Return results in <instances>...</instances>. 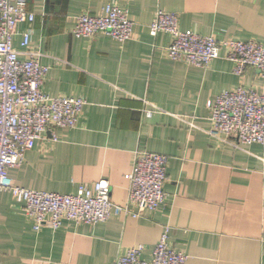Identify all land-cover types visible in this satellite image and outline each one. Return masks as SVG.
Here are the masks:
<instances>
[{"label":"crops","instance_id":"0c3cea01","mask_svg":"<svg viewBox=\"0 0 264 264\" xmlns=\"http://www.w3.org/2000/svg\"><path fill=\"white\" fill-rule=\"evenodd\" d=\"M35 14L19 23L12 45L30 29L31 45L48 65L44 89L82 97L73 128L35 140L23 161L8 170L16 185L74 193L106 179L110 200L125 205L127 174L138 149L168 156L165 202L139 216L121 213L94 224L63 220L35 230L9 191L0 193V264H110L142 244L150 260L165 226L185 264H264V145L242 148L206 133L215 96L237 85L264 83L253 68L232 73L221 55L207 67L163 55L170 36L149 33L158 9L178 14L184 32L232 37L264 45V0H25ZM116 2L133 21V36L117 41L97 33L74 37L80 13L97 14ZM150 110V114L146 111Z\"/></svg>","mask_w":264,"mask_h":264},{"label":"built area","instance_id":"2783aa9c","mask_svg":"<svg viewBox=\"0 0 264 264\" xmlns=\"http://www.w3.org/2000/svg\"><path fill=\"white\" fill-rule=\"evenodd\" d=\"M34 18L25 0H0V193H11L35 230L43 224L56 229L63 220L94 224L121 213L139 216L144 209L156 210L167 196L168 156L144 149L134 153L125 205L110 200L111 186L103 178L79 185L74 193H57L16 185L9 176L8 170L23 161L25 151L45 132L49 131L54 141L56 129L73 128L86 103L82 97L52 95L44 89L49 67L41 62L42 53L32 47L29 28L20 33L21 49L13 47L17 25L32 23ZM74 19V37L102 33L122 42L133 36L134 23L127 9L116 2L105 4L97 14L83 12ZM148 29L151 35L165 32L170 36L163 55L171 60L207 67L222 51L232 63L233 74L242 76L253 68L264 83V45L260 42L184 32L178 14L161 9ZM209 119L211 127L206 133L221 143L235 148L264 145V91L243 84L221 91L209 107ZM169 230V226L163 228L150 260L141 257L144 246L136 244L110 264H185L186 254L169 243Z\"/></svg>","mask_w":264,"mask_h":264}]
</instances>
